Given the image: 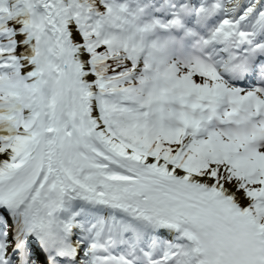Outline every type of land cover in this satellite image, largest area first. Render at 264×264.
Wrapping results in <instances>:
<instances>
[{
  "label": "snow or ice",
  "instance_id": "1",
  "mask_svg": "<svg viewBox=\"0 0 264 264\" xmlns=\"http://www.w3.org/2000/svg\"><path fill=\"white\" fill-rule=\"evenodd\" d=\"M0 264H264V0H0Z\"/></svg>",
  "mask_w": 264,
  "mask_h": 264
}]
</instances>
